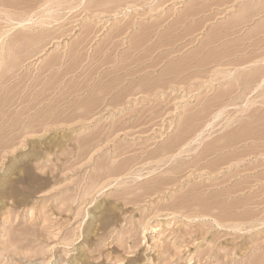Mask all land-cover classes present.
Instances as JSON below:
<instances>
[{"label":"rangeland","instance_id":"rangeland-1","mask_svg":"<svg viewBox=\"0 0 264 264\" xmlns=\"http://www.w3.org/2000/svg\"><path fill=\"white\" fill-rule=\"evenodd\" d=\"M0 264H264V0H0Z\"/></svg>","mask_w":264,"mask_h":264}]
</instances>
